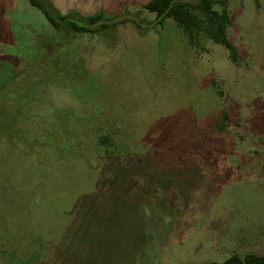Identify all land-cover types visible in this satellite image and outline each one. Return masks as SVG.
I'll use <instances>...</instances> for the list:
<instances>
[{"label":"rangeland","instance_id":"obj_1","mask_svg":"<svg viewBox=\"0 0 264 264\" xmlns=\"http://www.w3.org/2000/svg\"><path fill=\"white\" fill-rule=\"evenodd\" d=\"M141 1L105 12L119 16L109 30L63 38L27 0H0V109L79 118L71 141L90 149L18 158L0 143V264L264 255V0H227L237 63L207 37L191 46ZM82 7L61 11L100 9ZM93 119L111 132L112 157L98 154Z\"/></svg>","mask_w":264,"mask_h":264},{"label":"trees","instance_id":"obj_2","mask_svg":"<svg viewBox=\"0 0 264 264\" xmlns=\"http://www.w3.org/2000/svg\"><path fill=\"white\" fill-rule=\"evenodd\" d=\"M27 1L45 15L47 20L64 35L63 38L71 34L101 33L116 26L119 22V16L109 17L104 12L90 16H83L75 11L62 14L50 0ZM227 6V0H151L143 5V8L156 16V23L158 24L163 25L166 20H173L188 38V43L191 46L198 47L200 39L203 36L207 37L227 49L230 59L237 63L238 53L227 33V27L231 22ZM32 47L33 45L30 48ZM56 47L60 49L61 42ZM30 54L23 53L22 57ZM12 55L20 57L19 53ZM32 56L33 54L30 55V57ZM38 56H33L31 60L37 62L41 58L40 55ZM50 57L51 55H49ZM6 86L7 84L0 86V93ZM2 95L0 94V98H2ZM77 120L79 118H37L29 113L23 117L16 118L13 115L10 117L5 116L4 111L0 109V143L7 142L18 158H24L29 154V150L42 151L47 148L53 154H64L68 158L69 156L73 157L74 160L81 159L86 157V150L90 151V149L83 143L85 139H80L77 142L78 139L76 138V140L71 141L74 138L73 135H77V128H74L76 127L74 122H77ZM102 121L105 122L107 119H102ZM42 123L48 129L45 134L42 133V130L37 129L38 125ZM90 123L92 125L94 123L95 142L99 148L98 154H102L104 157L115 155L111 132L106 134L99 132L98 119H93ZM102 146L104 149H102ZM70 162L71 160H68V163L66 162L67 172L73 169ZM5 164L8 166L9 161L5 162ZM53 166L56 167L57 164H53ZM12 168L15 173L9 172V174H19L18 172L20 171L13 164ZM207 264H264V256L255 253H249L244 256L233 254L224 262Z\"/></svg>","mask_w":264,"mask_h":264},{"label":"crops","instance_id":"obj_3","mask_svg":"<svg viewBox=\"0 0 264 264\" xmlns=\"http://www.w3.org/2000/svg\"><path fill=\"white\" fill-rule=\"evenodd\" d=\"M50 1L53 3V5L56 7V9L62 14H66L70 11H74L72 9L66 11L65 13H63V11H61V8L63 6L65 7V5L68 3L75 5V6H80L81 8H83L82 6H85V8H91V7L100 8L99 10H96L94 12H89L88 16L94 15V14H97L100 12H104V13L106 12L108 14H116L118 12L112 11L113 7H119V5L122 7H128L131 5L134 6L135 2L136 1L138 2V0H50ZM142 1H145L144 3L147 4L151 0H142ZM145 4H143V5H145ZM106 7H108L109 9ZM102 8H104V9H102ZM100 10H103V11H100Z\"/></svg>","mask_w":264,"mask_h":264}]
</instances>
